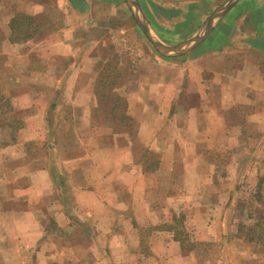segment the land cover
Listing matches in <instances>:
<instances>
[{
	"label": "crops",
	"instance_id": "0c3cea01",
	"mask_svg": "<svg viewBox=\"0 0 264 264\" xmlns=\"http://www.w3.org/2000/svg\"><path fill=\"white\" fill-rule=\"evenodd\" d=\"M144 1L136 3L146 29L128 0H0V57L9 58L0 89L14 82L11 101H28L12 109L25 113L15 137L0 143V264H94L95 257L133 264L147 258L136 253L144 243L158 261L195 264L196 247L182 251L174 220L197 243L225 240L245 222L247 200L233 193L255 188L264 159V0H236L204 32L224 2L213 9L218 0H189L181 14ZM134 31L145 43L143 61L175 70L136 65L131 43L125 47ZM199 34L181 54L153 44L172 47ZM118 102L119 129L108 124ZM98 122L105 139L95 135ZM116 130L125 137L115 141ZM147 149L158 154L153 164ZM161 177L170 216L161 208L153 220L158 195L149 189L156 194ZM220 178L232 187H219Z\"/></svg>",
	"mask_w": 264,
	"mask_h": 264
},
{
	"label": "rangeland",
	"instance_id": "374dc122",
	"mask_svg": "<svg viewBox=\"0 0 264 264\" xmlns=\"http://www.w3.org/2000/svg\"><path fill=\"white\" fill-rule=\"evenodd\" d=\"M136 1L139 2L142 6L145 4V1L144 0H135V2ZM226 1L227 0H218V1L214 2V6L215 7L213 9H216L218 7L217 5L219 3L221 4V3L226 2ZM153 2H154V4H158L160 6H165V8H168V7H171L172 8L174 6L175 8H178L181 11L180 12L181 14H183L185 12L187 13V11H189L191 9V6H189L188 4L194 3L195 1L190 3L189 0H153ZM131 9H132V11L135 14H137V9L134 6L131 5ZM181 14H180V16H181ZM132 23L135 25L133 19H132ZM202 27L204 29V26H202ZM202 27L200 28L201 30H202ZM131 30H133V29L131 28ZM127 38H129V40H125L126 45H127L125 47H129L128 43H131V47L135 51V53H133V55L135 57H137L138 60H139L136 63V65H139L140 64L148 72L149 71H152L153 72V71H156V70L157 71H161V66H163L162 68H163L164 73L165 72L167 73V70H168L167 68L168 67L169 68H172L173 70H175L174 69L175 68L174 66H172V67L171 66H167L165 63H164V65H160L159 63H157L156 65H150V64H152L150 60H147L146 59V60L143 61L142 59L143 58H146V56H145V54H146L145 53V50L146 49L144 47L145 46L144 45L145 43H142L144 41L140 38V36H138L135 33V31H134V33L131 32L130 36H128ZM115 41H116V45H121V46L123 45V41L119 40L117 37H115ZM205 42H207V39H205L202 44H204ZM202 44H200L199 46H197L196 49H199L202 46ZM148 46H149L148 48H150L149 50H150L151 54H153L154 51L152 50L151 46L149 44H148ZM112 56H113V53H112V55L110 57L111 59H112ZM118 56H119V59H121V55L118 54ZM6 59H9V58L8 57H0V64L2 63L1 66H0V74H1L2 71H4V70L7 69V66L4 65V63L7 62ZM18 59H20V58H18ZM113 63H114V61H113ZM42 65H43L42 62L39 61L38 66L36 65V67H38L39 69H42V67H43ZM113 66H115L114 67L115 69L110 68L111 70L109 69V71H111L112 74H113V77L115 79V82L114 83H117V81H118L117 79L119 77V71L117 70V65L114 64ZM159 66H160V69H159ZM141 70H143V69L141 68ZM180 72L181 71H178L177 73H180ZM2 76H3V74H2ZM35 81H36L35 83H41V82H39V80H35ZM2 83H3L2 84L3 91L5 93L3 96H5V98H6L5 100H7V104L4 103L3 106L0 107L1 108L0 109V112H2V111L4 112L5 111V113H3V114L0 113V143H2V142H8L13 137L10 134V132H11V125H14V126L15 125H18V126L19 125H22V120H24L23 117H25L23 115V114H25L23 111H21V112H14L13 111L12 112V110H10V109L20 108L23 105H27V102H28L26 100H24V103H22V104H19L17 102H12L11 101V98L13 96L11 97V96L7 95L6 94V91H7V89L9 90L8 91L9 93H11L10 92L11 90H13V93H15L17 91L16 89H12V88H14V82H10L8 84L7 82L4 81ZM118 83H119V81H118ZM105 89H106V87L102 88L101 90L104 92ZM0 90H2V89H0ZM0 94L2 95L1 91H0ZM103 100H104V98H103ZM122 107H123V105H121V102H118V104L114 103V108H116V112L114 114L113 119L108 121V124H109L110 127L114 125L117 129H119L118 125H125V123L120 120L121 115H122L121 114L122 113V110H121ZM27 110H30V109L27 108ZM31 112L32 111L30 110V112L28 114H31ZM122 116H124V115H122ZM74 118H75L76 122H79V121H77V117L76 116H74ZM86 122H87V118H86ZM9 123L11 125H8ZM129 123H128V125H129ZM126 125H127V123H126ZM131 128H133V127L131 126ZM120 131L121 130H116V135L114 137V140L115 141L118 140L117 138H123V137H125L126 134H124V133H122ZM104 132H107V130L102 129V124L101 123L99 124V122H98V128H96V134L95 135L98 136L101 139H105L104 138V134H103ZM111 133H113V132H110L109 136L112 135ZM138 148H140V146ZM145 149L146 148H143L141 150V152L144 151ZM262 151L259 154H260V157H263L264 158V150H262ZM146 152H150L149 153L150 156L148 157L149 158V164H153V161H155L157 159L156 157H158V154L155 153V152H152V151H148V149H147ZM258 170H259V175L261 176V178H260L259 181H261L263 183L262 189L259 190V192L263 196V199H264V189H263L264 188V159L263 160H260V162H259V169ZM161 178L157 179V185H159V186H157V192H156V194H155V191L156 190H154V187L149 189L150 193L152 194V196H150L151 198H153V195H158L156 198H154V199H156L155 200L156 201V204H155L154 207H157L156 209H157V212L158 213H156L153 210L154 211L153 212V215H152V216H154L153 217V220H156V218H157V216L159 214L168 215L167 218H169V216H170V213L167 210V208H169L170 201H169V198L167 199L164 196L165 193L167 192V190L170 191L168 189V185L166 186V182H167L168 178L167 177L162 178L164 180H162ZM258 178L256 179V181H258ZM218 179L219 178H217L215 181L213 180L216 183V185L218 184V181H217ZM154 182H155V179L154 180H151V185H153ZM223 182L225 183V179L224 178H220L219 187L222 185L221 187H223V188H225L227 190H229L232 187V185L229 184V183L222 184ZM253 187L254 186L245 188L244 187V184H243V186L241 185V187L238 188L239 191H237L236 193L235 192L233 193L234 198L235 199H238V200H242L241 198L243 197V200L244 201L248 200V198H256L257 194H253L254 193L253 191L255 190V188L254 189H251V191H249L250 188H253ZM255 187H257V185H255ZM216 188H218V187L216 186ZM241 189L243 191L246 190V192H244L242 194L240 192ZM151 190H153V192ZM244 204H245V202H244ZM240 205L242 206V204H240V203L238 205H236V206H239L240 207ZM239 207H235V208H233V210L236 209L237 211H239V209H240ZM161 208H162V211L165 210L166 213L163 214L161 212ZM250 210H251V207H247L246 208V213H245V209L244 210L242 209V210H240V214L242 215V217H245V215H247ZM188 220H189V218H188ZM244 223H245V225L251 226V224L255 223V221L254 220H249V219L246 218V220H245ZM142 233L145 236V234L148 233L147 229L146 228L145 229L142 228ZM253 236H254V238H253V240H254L253 243L254 244L253 245L251 243L247 244L246 242L244 243V246L243 247L241 245L235 244V245H232V246L226 248V250H224V251L220 250L219 254L217 253V251L216 252H212V251L211 252H207V251L204 250V248L197 247V248H195V251L193 252V255H192L193 258H194V262H195V264H227V262H229L230 261V258H231L232 260H234L233 264H264V257H261V255H263V253H264V234L262 233V230L261 229L255 228V232H254V235ZM217 247H220V246H218V244H217ZM123 248H124L123 246H121V248L113 247L112 248V251L119 253V252H121L123 250ZM147 249H148V247L144 243L142 245V247H141V253L140 252H137V251H136V253L141 254V255H144L147 258H144L143 257L141 259V257H140L139 260H136V258L135 259L133 258V261H132L133 264H140L141 262H143V260L145 262L144 264H168V260H170V257L169 256L166 257V258H165V256H163V258H161L162 260L158 261L154 257H151V256L149 257V249H148V252H147ZM163 249H164L163 252H165L166 249H165L164 246H163ZM239 253H242L243 256L236 255V254H239ZM165 254L166 253H164L163 255H165ZM258 254L260 255V257H258ZM251 256H254V257H251ZM218 258H220L221 260L218 259ZM117 259H119V255L117 256ZM85 260H89V262H90L91 261V258H88V259L85 258ZM129 262H130V259L128 261V264H131V262L130 263ZM184 263L185 264H188V262H184ZM94 264H102V261L100 260V258L98 260V257H95L94 258Z\"/></svg>",
	"mask_w": 264,
	"mask_h": 264
},
{
	"label": "trees",
	"instance_id": "16d2710c",
	"mask_svg": "<svg viewBox=\"0 0 264 264\" xmlns=\"http://www.w3.org/2000/svg\"><path fill=\"white\" fill-rule=\"evenodd\" d=\"M20 29V28H19ZM17 33H22L17 32ZM14 35V34H13ZM24 37L27 36V33H24ZM15 38H18V35L15 36ZM2 95L0 94V107L3 106L4 103L7 104V100H5V96H3L5 93L3 90H0ZM8 106V105H7ZM1 109V108H0ZM12 110V109H10ZM8 111V110H7ZM1 114L5 113V111L0 112ZM123 115V114H122ZM129 119V118H128ZM8 125H11L10 123ZM18 125H11V132L10 134L13 136L12 138L15 137L16 131L18 129ZM261 176L258 178V181L256 183L257 187H255V190L253 191V194H257L256 198H248V200L245 202V205L247 207H251V210L248 212L247 219L249 220H254L255 223L251 224V226L245 225L243 222H239L236 226V231L234 234L227 235L226 239H219L216 242H207V243H202V242H192L187 235V233L183 229V224L181 220H174L172 222L171 227L174 228V239L179 242L180 247L183 251H190L194 247H201L204 248L205 251L207 252H216L219 254L220 250L224 251L226 248L232 246V245H241L242 247L244 246V243L246 242L247 244L251 243L252 245L254 244V232L255 228L261 229L262 233L264 234V199L263 196L260 194L259 190L262 189L263 183L259 181ZM264 189V188H263ZM249 210V209H248ZM260 234V233H259ZM218 246L220 247H217ZM238 257V256H237ZM254 257V256H251ZM258 257L260 255L258 254ZM261 257H264L261 255ZM220 259V258H218ZM221 260V259H220ZM219 262V261H218ZM234 260L230 258V261L227 262V264H233Z\"/></svg>",
	"mask_w": 264,
	"mask_h": 264
},
{
	"label": "water",
	"instance_id": "95a60500",
	"mask_svg": "<svg viewBox=\"0 0 264 264\" xmlns=\"http://www.w3.org/2000/svg\"><path fill=\"white\" fill-rule=\"evenodd\" d=\"M235 1L236 0H227L222 5H220L219 8H217V10H215L211 14V16L208 18V20L206 21V23L204 25L203 32L210 29V27L212 26L215 19H217V17H219L223 11L227 10L231 6V4H233V2H235ZM128 2H129L130 6L132 5L137 9V13L139 12V15L135 14L136 20L142 28L146 29L145 21H143V19L140 17L141 12H140L139 5L135 2V0H128ZM202 34H199L195 37H192V38L186 40L185 42L178 44V45H175V46H172V47L160 45L159 43H156L155 41H153V44L155 45L157 50L164 55L181 54V53L185 52L190 47V45L192 43L198 42L201 39Z\"/></svg>",
	"mask_w": 264,
	"mask_h": 264
}]
</instances>
